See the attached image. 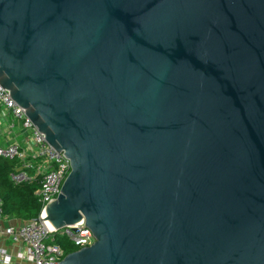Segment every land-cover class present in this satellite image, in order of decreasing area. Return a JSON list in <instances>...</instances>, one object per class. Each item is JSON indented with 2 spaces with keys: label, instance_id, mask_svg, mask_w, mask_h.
Here are the masks:
<instances>
[{
  "label": "water",
  "instance_id": "obj_1",
  "mask_svg": "<svg viewBox=\"0 0 264 264\" xmlns=\"http://www.w3.org/2000/svg\"><path fill=\"white\" fill-rule=\"evenodd\" d=\"M0 84L71 160L60 264H264V0H0Z\"/></svg>",
  "mask_w": 264,
  "mask_h": 264
},
{
  "label": "built area",
  "instance_id": "obj_2",
  "mask_svg": "<svg viewBox=\"0 0 264 264\" xmlns=\"http://www.w3.org/2000/svg\"><path fill=\"white\" fill-rule=\"evenodd\" d=\"M64 153L0 84V158L18 161L10 173L14 183L38 182L35 194L43 204L40 220L22 221L5 214L0 197V264H60L66 255L60 240L78 248L94 243L85 219L59 230L43 219L46 205L58 197L72 170Z\"/></svg>",
  "mask_w": 264,
  "mask_h": 264
},
{
  "label": "trees",
  "instance_id": "obj_3",
  "mask_svg": "<svg viewBox=\"0 0 264 264\" xmlns=\"http://www.w3.org/2000/svg\"><path fill=\"white\" fill-rule=\"evenodd\" d=\"M16 159L0 158V197L3 200L4 212L22 221L35 220L39 217L43 204L35 191L39 188L36 181L14 183L10 173L17 166ZM65 253L79 249L69 241L60 240Z\"/></svg>",
  "mask_w": 264,
  "mask_h": 264
}]
</instances>
